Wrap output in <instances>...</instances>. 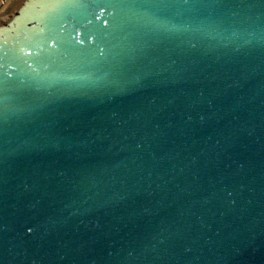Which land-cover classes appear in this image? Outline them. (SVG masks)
Here are the masks:
<instances>
[{"label":"water","instance_id":"1","mask_svg":"<svg viewBox=\"0 0 264 264\" xmlns=\"http://www.w3.org/2000/svg\"><path fill=\"white\" fill-rule=\"evenodd\" d=\"M0 264H264V0H8Z\"/></svg>","mask_w":264,"mask_h":264},{"label":"rangeland","instance_id":"2","mask_svg":"<svg viewBox=\"0 0 264 264\" xmlns=\"http://www.w3.org/2000/svg\"><path fill=\"white\" fill-rule=\"evenodd\" d=\"M8 0H0V10L4 7Z\"/></svg>","mask_w":264,"mask_h":264}]
</instances>
